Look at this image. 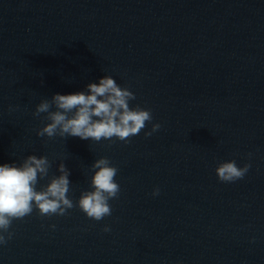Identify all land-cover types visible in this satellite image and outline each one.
Here are the masks:
<instances>
[{
	"label": "clouds",
	"instance_id": "clouds-1",
	"mask_svg": "<svg viewBox=\"0 0 264 264\" xmlns=\"http://www.w3.org/2000/svg\"><path fill=\"white\" fill-rule=\"evenodd\" d=\"M135 99L129 88L120 86L112 76L105 75L98 83L87 84L84 91L57 93L50 99H42L32 115L40 117L46 114L44 119L48 123L36 130V135L50 139L71 136L95 142L102 139L113 141L115 138L130 143L131 138L139 135L153 120L150 109L130 106ZM13 110L9 106V111ZM160 128L159 123H153L151 130L144 133L145 137H151ZM250 167V163L239 167L235 160H229L220 162L215 172L219 181L232 183L243 179ZM50 168L47 156L36 155H28L19 165L15 162L0 165V245L7 244L12 238L9 228L13 220L30 216L34 209L42 217L65 216L69 209L78 206L95 221L112 214L109 201L117 199L121 189L115 181L118 169L108 158L101 157L93 162L92 190L81 192L75 205L68 196L71 190L70 170L63 162L58 165L59 175L52 176L47 184L37 189L39 182L49 177ZM159 194L160 189L154 188L152 195ZM103 231L108 232L110 228L106 225Z\"/></svg>",
	"mask_w": 264,
	"mask_h": 264
}]
</instances>
